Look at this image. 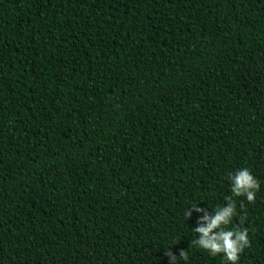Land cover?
<instances>
[{"label": "trees", "instance_id": "obj_1", "mask_svg": "<svg viewBox=\"0 0 264 264\" xmlns=\"http://www.w3.org/2000/svg\"><path fill=\"white\" fill-rule=\"evenodd\" d=\"M241 168L264 264V0H0V264H226L191 241Z\"/></svg>", "mask_w": 264, "mask_h": 264}, {"label": "clouds", "instance_id": "obj_2", "mask_svg": "<svg viewBox=\"0 0 264 264\" xmlns=\"http://www.w3.org/2000/svg\"><path fill=\"white\" fill-rule=\"evenodd\" d=\"M231 181V196L225 197L226 205L219 206L215 215L207 213L197 222L198 226L194 231L198 234L191 244L203 249L212 256L222 255L226 264H237L239 254L248 246L247 229L228 226L236 215V203L233 197L246 196L249 202H254L256 191L259 190V181L250 173L247 168L239 169L235 174H229ZM191 209L198 212L204 211L197 205ZM184 216L188 220L191 216L189 208L185 209ZM169 257V264H177V260L188 259L187 251L181 250L179 256L174 255L170 250L165 252Z\"/></svg>", "mask_w": 264, "mask_h": 264}]
</instances>
